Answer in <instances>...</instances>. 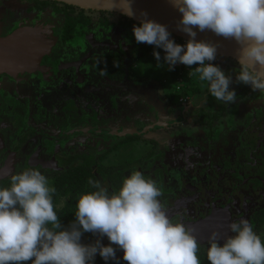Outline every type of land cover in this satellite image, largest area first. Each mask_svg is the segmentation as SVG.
<instances>
[{
	"label": "flooded vegetation",
	"instance_id": "1",
	"mask_svg": "<svg viewBox=\"0 0 264 264\" xmlns=\"http://www.w3.org/2000/svg\"><path fill=\"white\" fill-rule=\"evenodd\" d=\"M36 23L52 34L41 60L30 71L0 72V183L31 166L50 184L82 175L111 191L137 169L156 181L167 214L190 228L196 254H205L211 231L223 237L241 217L264 240V93L233 79L231 104L203 82L179 100L162 73L133 69L148 44L136 43L130 18L54 0H0L1 35ZM213 63L227 74L237 67L231 58ZM96 239L107 243L81 237Z\"/></svg>",
	"mask_w": 264,
	"mask_h": 264
},
{
	"label": "clouds",
	"instance_id": "2",
	"mask_svg": "<svg viewBox=\"0 0 264 264\" xmlns=\"http://www.w3.org/2000/svg\"><path fill=\"white\" fill-rule=\"evenodd\" d=\"M133 3L112 0L107 10L134 17ZM168 3L180 13L176 27L188 37L183 44L146 13L131 28L136 43L163 51V57L153 51L158 66L161 60L170 69L183 64L191 69L189 76L203 82L208 95L226 105L237 98L230 87L233 79L264 93V0ZM197 31H210L238 45L232 74L213 63L218 43L196 39ZM88 184L93 190L78 196L74 219L65 226L54 210L56 188L47 176L31 166L12 172L8 186H0V264H94L96 256L108 264L117 259V249L126 264H201L198 241L189 227L167 214L155 180L133 169L111 191L97 180ZM227 229L223 237L215 230L209 233L208 264H264V240L245 218L229 222ZM86 232L107 243H83Z\"/></svg>",
	"mask_w": 264,
	"mask_h": 264
},
{
	"label": "water",
	"instance_id": "3",
	"mask_svg": "<svg viewBox=\"0 0 264 264\" xmlns=\"http://www.w3.org/2000/svg\"><path fill=\"white\" fill-rule=\"evenodd\" d=\"M69 5H75L85 9L105 10L111 7L112 0H54ZM134 17H129L134 22L142 18L141 13H146V18L164 24L173 40L188 39L185 33L177 30L180 13L168 3V0H134ZM121 14L117 10H112ZM122 15V14H121ZM51 31H48L42 23L35 25H18L8 33L0 34V72H19L32 70L41 60V56L48 49L51 40ZM196 39L218 43L217 57L236 60L238 45L230 39L215 36L210 31H197Z\"/></svg>",
	"mask_w": 264,
	"mask_h": 264
},
{
	"label": "trees",
	"instance_id": "4",
	"mask_svg": "<svg viewBox=\"0 0 264 264\" xmlns=\"http://www.w3.org/2000/svg\"><path fill=\"white\" fill-rule=\"evenodd\" d=\"M154 48L152 45L147 46V56H149V51ZM150 58V57H149ZM151 60V59H150ZM168 71H170L171 78L170 80H174L175 78V71L173 69H170L168 66H165ZM193 78L184 77V80H188V85L185 83L180 86V88L185 93L184 95H190L191 93H194L198 90V86L193 85ZM185 81V82H186ZM178 95H181V91L179 90ZM52 186L56 188V193L53 196V206L54 210L57 212V215L62 223V225H67L69 222H71L74 219V212H75V202L78 196L83 192L92 191L93 189L86 184V181H84L82 175L76 176L73 181L66 178H59L57 181H53L51 183ZM0 186H8V184L0 183ZM63 202V203H61ZM198 258L200 259L201 264H208V261L205 258V254L199 253L196 254ZM94 264H105L103 260L99 256L95 258ZM108 264H126L125 261H112L110 260Z\"/></svg>",
	"mask_w": 264,
	"mask_h": 264
},
{
	"label": "rangeland",
	"instance_id": "5",
	"mask_svg": "<svg viewBox=\"0 0 264 264\" xmlns=\"http://www.w3.org/2000/svg\"><path fill=\"white\" fill-rule=\"evenodd\" d=\"M156 50H159V49L156 48ZM144 55H145L144 57H138V59L136 60V65L133 67V69L135 71H137L138 74L143 75V74L147 73V74L151 75L154 78L155 77L159 78V76H161V73H162L165 76V78H167L168 81H169V79L171 78L170 77V73H169L170 71H168L166 69V67H165L166 65L163 63V61L161 60L160 66H158L157 62H156V60L154 59L153 56H151L150 58H149V56H147V50L145 51ZM147 57L149 58V61H148ZM161 57H163V56H161ZM142 58H143V60H142ZM185 81H184V83L186 85H188V80L186 82ZM194 85H196L198 87L201 86V82L198 81L195 77L193 78V85L192 86H194ZM169 87H170V89L171 88L173 89L172 82L169 83ZM181 94L184 95L185 93L182 92ZM176 96H178L177 92H176Z\"/></svg>",
	"mask_w": 264,
	"mask_h": 264
},
{
	"label": "built area",
	"instance_id": "6",
	"mask_svg": "<svg viewBox=\"0 0 264 264\" xmlns=\"http://www.w3.org/2000/svg\"><path fill=\"white\" fill-rule=\"evenodd\" d=\"M176 43H180L183 44L184 43V39H176L174 40ZM153 51H157L160 53L161 56H163V51L161 49L156 50V49H152L149 51V57L153 56ZM166 65V64H165ZM167 66V65H166ZM194 67V66H193ZM175 71V78L174 80L171 79L172 85H173V89L175 91H181L183 92V90L180 88V86H182V84L184 83V77L189 78L191 76L188 75V73L191 71V69H189L188 67L184 66L183 64H177L175 65L173 68H171ZM171 77V75H170ZM185 95H180V99H185L184 97Z\"/></svg>",
	"mask_w": 264,
	"mask_h": 264
}]
</instances>
